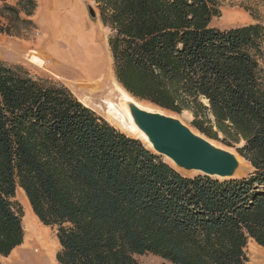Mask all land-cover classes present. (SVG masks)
<instances>
[{"label": "trees", "instance_id": "1", "mask_svg": "<svg viewBox=\"0 0 264 264\" xmlns=\"http://www.w3.org/2000/svg\"><path fill=\"white\" fill-rule=\"evenodd\" d=\"M118 82L251 165L189 176L69 88L0 62V264L25 237L22 188L56 229L59 264H245L264 247V23L221 29L219 0H92ZM38 0H0V33L35 27ZM93 9V10H92Z\"/></svg>", "mask_w": 264, "mask_h": 264}, {"label": "rangeland", "instance_id": "2", "mask_svg": "<svg viewBox=\"0 0 264 264\" xmlns=\"http://www.w3.org/2000/svg\"><path fill=\"white\" fill-rule=\"evenodd\" d=\"M68 4L67 9L65 10V14L67 15V21L70 23V26H68V30H71V32L75 34L77 31L80 32L81 30L89 32L91 31L95 35V41H97L101 45L104 51V57L106 59V62H108V65L101 73V76L96 77L100 74V71L95 67H91L94 64L96 57L95 54L92 53L91 44H89L86 38H83L84 36L82 37L78 34H74L75 36L71 39V46H69L67 50V55L71 59V65L58 56L53 57L49 55V52L44 48L41 49L39 52H34L32 50V48H35V45L39 40L45 41L47 43H49L50 40H53L50 36L51 34L46 33L47 31L45 30H48V27L50 26L48 22L50 9L47 7L46 0H38V8L35 12V15L33 16V20L35 22L34 28L24 30L21 34L17 35L0 33V40H4L6 42L5 46L9 47L0 48V62L7 66H20L23 68L24 71L28 72L31 76L35 78H42L53 83L64 85L65 87L69 88L82 102H85L88 107L93 109L99 116L108 120L119 130L125 132L130 136L135 137L131 133L122 129L121 126L111 118L108 113L107 104L105 102V100L109 97L110 99L117 101L119 96L112 83V74L114 73L115 75V68L109 46V37L111 34L110 29L104 26V24L99 18L98 13H96V16H92L90 14L89 6H92L97 11L95 4L92 0H68ZM219 4L222 16L215 17L213 19L212 25L215 27L226 29L234 26L255 23L257 21H261L264 23V0H219ZM65 28L67 29V26ZM65 42L66 41L63 37V39L61 40L62 46L57 47L59 49H64L66 47ZM96 71L98 73H96ZM100 81L101 83H99ZM144 103L149 106L152 105L153 108L151 109H159L164 111L165 113L179 117L186 125L191 127L195 132L200 133L192 125L193 116L190 112L184 111L180 114H176L162 109L150 102L144 101ZM209 140L217 144L218 146L231 150L242 158L243 166L240 169V174L236 177L247 175L251 171V165L249 164V162L246 159H243V157L238 153L236 149V147L240 145L228 146L219 141H215L212 139ZM149 148L152 149V147ZM153 151L155 152V150ZM161 156L166 161L171 163L170 159L166 158L163 155ZM172 165L175 166L174 164ZM177 169L181 170L184 174L189 176L203 174L199 171L194 170L187 171L178 167ZM17 189L18 191L16 193L15 200L19 202L23 209L24 219V204L26 199L24 194L22 193V188L18 187ZM23 227H25L24 224ZM38 228L40 232H44L49 235V240L52 246L54 245L53 247L56 256L60 248V244L56 236V229L52 228L51 226L44 225L40 220H38ZM35 246L37 247L38 245ZM254 247L257 248L256 254H254L253 252ZM245 251L248 258L245 264H264V247L260 246L259 244H256L255 240L249 239ZM15 252L16 251L12 252L7 257H1L2 263L50 264L48 258H43L42 253L35 252L34 249L33 251L26 250L24 252V256H22L21 258L22 262L18 260H14L13 262H11L10 259L15 255ZM138 260L140 264H161L163 262L160 257L151 253L138 256ZM53 263L59 264L57 261H53Z\"/></svg>", "mask_w": 264, "mask_h": 264}, {"label": "bare ground", "instance_id": "3", "mask_svg": "<svg viewBox=\"0 0 264 264\" xmlns=\"http://www.w3.org/2000/svg\"><path fill=\"white\" fill-rule=\"evenodd\" d=\"M48 22L50 25L49 26L50 30L47 31L46 33L51 34L50 36L52 37V39L54 41L50 40V42L47 43L45 41L39 40L37 42V44L35 45V48H32V50L34 52H39L41 49L44 48L49 52V55H51L53 57L58 56L62 60L66 61L68 64L71 65V63H70L71 59L67 55V50H68L69 46H71L70 45L71 39L77 34L79 36H82V37L84 36L83 38L84 39L86 38V40L89 42V44H91L92 53L95 54V57H96V60L91 67H93V68L95 67L96 69H98L100 71V74L96 77L101 76V73L107 67L108 62H106V59L104 57V51H103L101 45L97 41H95L96 40L95 35L91 31L89 32V31L81 30L80 32L77 31L75 34V33H72L71 30H68L69 29L68 26H70V23L67 21V15L65 14V11L54 12L52 14V16L50 17V19H48ZM66 26H67V29L65 28ZM63 37L66 41L65 42L66 47L64 49L63 48L59 49L57 46H60V47L62 46L61 40L63 39ZM5 45H6V42L4 40H0V48H9ZM88 46H90V45H88ZM10 49H12V48H10ZM90 58H91V55H90ZM80 64H82V63H80ZM97 71H96V73H98ZM88 72H90V71H88ZM99 83H101V81ZM112 83L114 85L116 92L119 94V96H118L117 101L110 99V97L105 100L107 107H108L109 115L111 116V118L113 120H115L121 126L122 129L131 133L135 137L141 139L144 143H147V145L149 147H152V149L154 150V148H153L151 142L148 140L147 136L144 134V132H142L139 129L137 124L134 122L133 116L131 115V112H130L129 107H128V103L129 102H136L139 104V106H141L147 110H159V109H151V108H153L152 105L151 106L146 105L144 103V101H141L138 98L132 97V95L118 82L114 73L112 74ZM159 111L164 112L162 110H159ZM237 157L239 159V169L237 171L236 176H238L240 174V169L243 166L242 158L239 155H237ZM166 158H168V157H166ZM168 159H170V158H168ZM170 161L172 164L175 165L174 167L177 168L175 162L171 159H170ZM245 164H247V163H245ZM22 193L24 194L25 199H26L25 204H24L25 216L23 219V224L25 226L24 228L26 231V234H25L26 237H25V241H23V243L17 247L19 249L15 248L13 250V252L14 251H16V252H15V255L10 259V261L13 262L14 260H18V261L22 262L21 258H22V256H24V252L26 250L33 251V249H34L35 252L42 253L43 258L44 257L48 258L50 264H54L53 261H57L56 256H55V252H54V247H53L54 245L52 246V244L50 243L49 235L47 233L39 231V228H38V220L39 219L35 215V213L33 212V209L30 205L29 199H28V197H27V195L23 189H22ZM28 244H30V245H28ZM35 245H38V246L36 247ZM57 246H58V244H57ZM255 247L253 248L254 254L257 253L256 252L257 248H255ZM24 260H25V258H24ZM41 260H42V258H41Z\"/></svg>", "mask_w": 264, "mask_h": 264}, {"label": "water", "instance_id": "4", "mask_svg": "<svg viewBox=\"0 0 264 264\" xmlns=\"http://www.w3.org/2000/svg\"><path fill=\"white\" fill-rule=\"evenodd\" d=\"M90 14L96 16L91 10ZM128 107L155 152L173 160L178 168L219 178L236 177L239 169L236 153L195 132L175 115L147 110L136 102H129Z\"/></svg>", "mask_w": 264, "mask_h": 264}, {"label": "crops", "instance_id": "5", "mask_svg": "<svg viewBox=\"0 0 264 264\" xmlns=\"http://www.w3.org/2000/svg\"><path fill=\"white\" fill-rule=\"evenodd\" d=\"M47 7L50 9L49 19L54 12H63L67 9L68 0H46ZM68 4V5H67ZM46 31H49L45 29Z\"/></svg>", "mask_w": 264, "mask_h": 264}]
</instances>
